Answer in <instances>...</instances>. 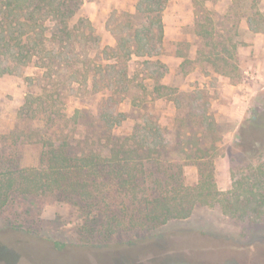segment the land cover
I'll return each mask as SVG.
<instances>
[{
	"label": "rangeland",
	"instance_id": "374dc122",
	"mask_svg": "<svg viewBox=\"0 0 264 264\" xmlns=\"http://www.w3.org/2000/svg\"><path fill=\"white\" fill-rule=\"evenodd\" d=\"M137 2L85 0L72 17L71 24L81 18L89 19L103 47L113 46L116 44L114 30L120 24L118 18L123 12H135ZM230 2L169 0L162 12L165 34L160 58L169 69L162 83L170 89L166 90L167 96L154 101L147 98L151 101L147 109H137L132 96L128 95L129 102L103 105L99 102L103 96L101 91L96 98L90 91H77L76 85L64 92L66 103L55 104L57 119L50 127L44 107L36 100L30 107L25 106L31 94L47 95L41 88L44 83L42 70L28 66L0 73V170L4 166L2 157L15 156L23 167L38 166L42 151L40 138L56 145L65 136L71 138L72 153L82 155L97 148L106 151L107 134L130 139L138 130L137 139L140 140L151 129L159 128L156 135L163 137L167 145L163 153L169 164L181 167L185 186L192 187L199 181L197 163L200 159L189 157L195 154L193 147L189 149L187 144L191 138L199 139L200 147H209L211 164L203 169L206 174H212L214 180L210 186L212 195L188 217L172 219L156 230L127 226L131 217L139 215L141 205L139 200L133 201L120 192L117 184L106 188L104 201L90 199V208L86 202L75 198L72 203L67 197L38 209L42 201L21 197L20 204L24 209L20 211L19 220H14V215L8 217V212L0 216V236L8 233L6 226L15 224L17 227V232L10 234L12 242L0 246V264H191L193 258L214 250L235 251L264 246V228H261L264 222L253 225L249 216L240 219L221 205L222 196L232 188L233 174L237 178L252 179L261 172L260 167L264 168L261 140L250 136L245 124L250 118L264 117V33L250 32L242 17H237L239 28L232 27L231 13L235 10L230 8ZM206 15L212 17L213 25L218 29L231 27L234 40H238L239 47L230 58L235 68L222 63L218 66L225 69L226 74L222 70L215 71L203 58H195L199 47L207 49L198 34L203 29L202 24L206 28L212 26L202 19ZM197 21H201V25ZM134 67L137 74L141 64L136 63ZM108 111L125 112V119L110 129L103 122V114ZM240 136L244 139L242 147L237 145ZM3 137L5 139L1 140ZM16 138L23 139V143L16 145L13 142ZM112 216L120 217L124 225L113 233L104 234L100 228ZM29 229L32 231L26 240L23 235ZM253 229L255 232L260 230L258 238H254L257 241L249 236L243 244L227 243L228 236L238 238ZM221 240L225 241L223 245H214ZM51 241H62L67 247L86 246L89 252L78 254L73 249L56 252L48 246ZM87 243H94V248L88 247L90 244ZM260 260H264V256L255 257L253 264H260Z\"/></svg>",
	"mask_w": 264,
	"mask_h": 264
},
{
	"label": "trees",
	"instance_id": "16d2710c",
	"mask_svg": "<svg viewBox=\"0 0 264 264\" xmlns=\"http://www.w3.org/2000/svg\"><path fill=\"white\" fill-rule=\"evenodd\" d=\"M84 1L0 0V73H10L16 67L28 66L42 70L44 83L41 88L47 95L31 94L25 106L30 107L36 100L38 105L44 107L50 127L57 119L55 104L66 103L64 92L76 85L77 91H90L96 98L101 91L103 96L99 102L103 105L129 102L127 95L132 96L130 98L137 109H147L151 102L147 98L154 101L167 96L166 90L170 89L169 85L162 83L169 69L160 58L165 34L162 12L169 0H138L135 12H123L118 18L120 24L114 30L116 44L104 47L89 19L81 18L76 24H71L72 17ZM230 8L235 10L234 14L231 13L232 27L239 25L237 17H240L244 18L250 32L264 33V0H231ZM202 19L208 20L212 26L206 28L201 21H197L203 28L198 34L205 41L207 49L199 47L195 58H203L206 64L213 65L215 71L222 70L226 74L227 71L218 66L222 63L235 68L230 58L239 47L238 40H234L231 27L218 29L213 25L212 17L206 15ZM226 53H229L228 57ZM136 63L141 64L137 74L134 72ZM125 114L105 112L103 122L113 129L125 119ZM245 124L249 135L260 138L261 147H264V117L250 118ZM152 130L149 131L152 135L148 132L140 140L137 139L138 130L130 139L107 134L106 151L97 148L82 155L72 153L71 138L65 136L57 145L40 138L42 151L36 167H23L15 156L9 159L2 157L0 216L8 212V217L14 215V220H19L20 211L24 209V205L20 204L21 197L42 201L38 209L67 197L71 202L76 199L86 202L90 208V199L104 201L106 188L117 184L120 192L133 201L139 200L141 205L139 215L128 220V227L156 230L172 219L188 217L207 196L212 195V174H206L203 169L211 164L209 147H200L199 139L191 138V142L187 143L189 149L193 147L195 152L189 157L200 159L197 163L199 181L188 187L183 183L181 167L169 164L163 153L167 145L163 137L156 135L160 129ZM239 138L237 145L242 147L244 139L242 136ZM19 139L13 142L21 145L23 139ZM260 171L252 179L237 178L233 174L232 188L221 200L225 210L240 219L249 216L253 225L264 222V168L260 167ZM122 225L124 223L120 217L112 216L100 231L110 234ZM5 230L8 233L0 236V246L12 242L10 234L17 232V227L12 224L6 226ZM31 231L29 229L23 238L28 240ZM247 232L238 238L228 236L227 243L243 244L249 236L257 241L254 238H258L260 230ZM262 236L264 243V229ZM223 242L221 240L214 245ZM87 244L92 249L95 246L94 243ZM48 246L60 253L68 249L78 254L89 252L86 246L67 247L62 241L48 242ZM261 256H264V246L235 251L214 250L193 258L191 264H253L255 257ZM260 264H264V260H260Z\"/></svg>",
	"mask_w": 264,
	"mask_h": 264
}]
</instances>
